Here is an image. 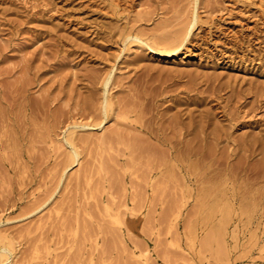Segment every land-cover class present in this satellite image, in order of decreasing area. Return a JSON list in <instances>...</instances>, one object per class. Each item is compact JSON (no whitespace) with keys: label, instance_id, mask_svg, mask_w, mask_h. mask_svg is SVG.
Returning <instances> with one entry per match:
<instances>
[{"label":"rangeland","instance_id":"374dc122","mask_svg":"<svg viewBox=\"0 0 264 264\" xmlns=\"http://www.w3.org/2000/svg\"><path fill=\"white\" fill-rule=\"evenodd\" d=\"M196 2L200 19L183 47L124 44L125 30L177 26ZM186 93L204 97L185 103L194 113L230 108L225 155L242 134L259 140L253 155L207 166L219 173L196 182L211 185L203 197L180 167L194 158L170 161L153 138L126 146L127 131L144 133L130 127L134 114L125 123L114 115L145 94L154 98L146 115L168 116ZM104 96L114 108L106 119L75 125L97 120ZM263 141L264 0H0V264H264V200L260 210L247 200L264 189Z\"/></svg>","mask_w":264,"mask_h":264},{"label":"bare ground","instance_id":"6f19581e","mask_svg":"<svg viewBox=\"0 0 264 264\" xmlns=\"http://www.w3.org/2000/svg\"><path fill=\"white\" fill-rule=\"evenodd\" d=\"M193 1V0H192ZM194 3V2H193ZM174 6V5H173ZM197 2H196V6L194 7L191 6V10L189 12L188 15H186L184 18H180V20L177 22V26H174V24L172 23V25L174 26H170L171 28L168 29H164L162 31H160L159 33H153L151 34V36H144L142 34V30L139 33V31H133L132 30H128L122 34L123 35V42L126 45L127 43H131V42H136V43H140V44H147L149 47L153 48V49H158L160 50V52H172L175 51L176 49L183 47L185 42L189 40V38L191 37L193 31L192 29L195 27V25L197 24L198 20L200 19V15L199 12L197 10ZM178 11V10H177ZM185 11V9H184ZM187 11V10H186ZM181 12V11H180ZM181 14V13H180ZM178 15V14H177ZM176 16V15H175ZM179 19V18H178ZM173 20V19H172ZM170 22V20H169ZM165 24V23H164ZM163 24V25H164ZM162 25V27H164ZM176 25V24H175ZM157 27V26H156ZM130 28V27H129ZM155 29V28H154ZM146 34L147 31H146ZM127 46V45H126ZM125 46V47H126ZM104 85L106 83H108V77H106V79H104L103 81ZM106 88V87H105ZM144 93V92H143ZM193 94V93H192ZM192 94L190 93H186V95L183 98H172V103L177 105V109L170 115L165 116L164 113L160 114V115H156L155 112V116H148L146 115L149 110L151 109V106L153 105H149L148 101L149 100H153L154 98H149V95L146 96L144 94V96H138L137 94H135V98L134 102L132 103L133 107L130 109L125 110L124 114L122 113L121 110H118L117 112L114 111V115L115 116H120L124 119V123L125 121L128 120V118H130V115L134 114L135 118L132 117V119L128 120V122H130V127L132 126L134 129L137 128L138 126V130L144 133V134H132L127 131L125 134L126 135L125 138L129 143L126 144V146L128 145H134L137 146V148H140V150L144 147V145H142L141 143H139L140 141L143 140L147 141L148 143H150V139L153 138L155 140H157L158 142H160L161 144H164L166 146V152L165 154L168 157V160H187L188 159H192L193 158L196 160V162H192L191 164L187 163H183L180 164L182 170L187 174L186 176V180L190 181L191 183H196V182H203L205 183L206 180H211L213 177H215L219 172L216 170V168H212L209 169L211 163L218 161V163H220L221 159H225L230 153L233 154L235 153V151H240V156L239 157H243V158H247L249 155H251L252 153H255V149L257 147L256 143L258 140L256 135H253L252 138H249V140L245 139V137L247 136V134H242L240 136H242V138H240V140H236L237 141V146L235 145V147H232L231 150L228 152V154L225 155V149L224 148H220V142L224 139L228 140V134H227V129L228 127H231L233 124H235L234 122V116L233 114L229 111L226 110L225 108L222 109V114H218L217 111H215V109H212V105H209L207 107H200L198 109V112L194 113L195 108H186V104L190 103V102H194L196 104H200L203 102L204 97H195L192 96ZM229 95V94H228ZM152 96V95H151ZM154 96V95H153ZM214 97V96H213ZM215 97H217V95H215ZM219 97H221V95H219ZM212 98V97H211ZM233 98V97H232ZM132 100V99H131ZM243 100V99H242ZM111 99L108 96H104L103 97V113L98 117L97 120H95L94 122H81V123H77L75 125L77 126H83V125H100L105 119H106V110L109 109L111 106ZM155 101V100H154ZM238 101V99H237ZM153 102V101H152ZM206 102V101H205ZM113 103V102H112ZM186 103V104H185ZM214 103V102H213ZM148 104V105H147ZM185 104V105H184ZM241 104V103H240ZM102 105V104H101ZM131 105V106H132ZM156 106V105H155ZM181 106V107H180ZM198 106V105H197ZM216 107V106H215ZM236 107V106H235ZM239 107V106H238ZM237 107V108H238ZM112 109H114L112 107ZM240 109V108H239ZM116 110V109H115ZM156 110L157 107H156ZM218 110V109H216ZM220 110V109H219ZM244 110V109H243ZM113 111V110H112ZM153 111V110H152ZM155 111V110H154ZM235 111V110H234ZM241 111V110H240ZM158 112V111H157ZM187 112V119H184L186 116H183L184 113ZM235 113V112H234ZM238 113V111H237ZM236 113V114H237ZM245 113V112H244ZM235 115V114H234ZM113 116V115H111ZM237 117V116H236ZM97 118V117H96ZM95 118V119H96ZM120 118V119H122ZM155 118V119H154ZM242 119V118H241ZM119 120V118H118ZM123 122V121H122ZM237 122V121H236ZM239 123V122H238ZM236 123V124H238ZM156 124V125H154ZM129 127V128H130ZM133 129V130H134ZM136 129V130H137ZM231 130V129H230ZM74 132L75 129H69L65 135V139L66 141L70 144V146L72 147V150L69 151L68 157L70 158V160L74 161L76 159V156L78 155V152L76 150V148L74 147L76 144L75 142V136H74ZM112 132V131H111ZM134 132V131H133ZM136 132V131H135ZM249 132V131H248ZM252 132V131H251ZM108 133V132H107ZM107 133H102L100 134V139L101 140H105V139H110ZM245 133V131H244ZM260 134V133H259ZM84 135V134H82ZM112 135V133H111ZM119 137L121 134H119ZM116 136V135H115ZM115 136H111L115 137ZM117 137V136H116ZM117 137V139L119 138ZM251 137V136H250ZM262 137V135H261ZM84 139V136L82 137ZM81 138V139H82ZM90 138V137H89ZM99 138V137H98ZM97 138V139H98ZM64 139V140H65ZM110 139V140H111ZM115 139V138H114ZM121 139H123L121 137ZM87 140V139H86ZM99 140V139H98ZM109 140V141H110ZM106 141V140H105ZM104 141V142H105ZM118 141V140H117ZM122 141V140H121ZM125 140H123L124 142ZM134 141V142H133ZM235 141V140H233ZM239 141V143H238ZM83 142V141H80ZM146 142V143H147ZM231 142V141H230ZM108 143V142H107ZM264 143V141H263ZM124 144V143H122ZM141 144V145H140ZM223 144V143H222ZM150 145V144H149ZM225 145V144H224ZM229 145V144H228ZM264 145V144H263ZM98 146V145H97ZM102 146V145H101ZM104 146V145H103ZM141 146H143L141 148ZM74 147V148H73ZM130 147V146H128ZM133 147V146H131ZM146 148V146H145ZM260 150L262 151V153L264 152V146L259 147ZM104 149V148H103ZM135 149V148H132ZM148 149V148H146ZM144 149V150H146ZM139 150V149H138ZM154 150V149H153ZM106 151V150H105ZM129 151V150H128ZM137 151V150H136ZM135 151V152H136ZM143 151V150H142ZM233 151V152H231ZM102 152V151H101ZM139 152V151H138ZM148 152V151H147ZM137 153V152H136ZM141 153V151L139 152ZM142 154V153H141ZM163 155V154H162ZM160 155V156H162ZM253 155V154H252ZM263 155V154H262ZM231 156V155H229ZM233 156V155H232ZM104 159V158H103ZM133 160V159H132ZM166 160V158H165ZM261 160V159H260ZM167 161V160H166ZM165 161V162H166ZM224 161V160H222ZM103 162V161H102ZM200 162V163H199ZM226 162V161H225ZM242 162V160H241ZM69 163V161H68ZM171 163V162H170ZM169 163V164H170ZM175 163V161H174ZM168 164V165H169ZM172 164V163H171ZM170 164V165H171ZM173 165V164H172ZM215 165V164H214ZM235 165V164H234ZM242 165V164H241ZM264 165V164H262ZM212 166V165H211ZM227 166V165H226ZM173 167V166H171ZM170 167V168H171ZM175 167V165H174ZM215 167V166H212ZM217 167V166H216ZM239 167V165H238ZM255 167V166H254ZM261 167V166H260ZM178 168V167H177ZM219 168V166L217 167ZM243 168V166H242ZM172 169V168H171ZM179 169V168H178ZM257 169V168H256ZM260 169V168H259ZM264 170V167L261 168ZM173 170V169H172ZM175 170V168H174ZM173 170V171H174ZM214 170V171H213ZM220 170V169H219ZM227 170V169H226ZM235 170V169H234ZM177 171V169H176ZM174 171V172H176ZM213 171V173H212ZM221 171V170H220ZM257 171V170H256ZM256 171L254 172V177L257 174ZM226 172V171H225ZM232 172V171H231ZM236 172V171H235ZM252 173L251 171H248ZM247 172V173H248ZM258 172V171H257ZM168 173V172H167ZM181 175V173H179ZM259 174V173H258ZM168 175V174H167ZM176 175V174H175ZM179 175V176H180ZM264 175V174H263ZM160 176V175H159ZM169 176V175H168ZM172 176V175H171ZM171 176H169V178H171ZM221 176V175H220ZM245 176V175H244ZM247 176V174H246ZM251 176V175H250ZM253 176V173H252ZM249 177V176H248ZM259 177V176H258ZM168 178V177H167ZM168 178V179H169ZM228 178V177H227ZM261 179V175L259 177ZM155 179V178H154ZM215 179V178H214ZM219 179V178H218ZM231 179H233V177H231ZM164 180V179H163ZM172 180V178L170 179ZM182 180V177H181ZM217 180V179H216ZM222 180V179H220ZM247 180V179H246ZM259 180V179H258ZM264 180V179H263ZM174 181V180H173ZM234 181V179H233ZM257 181V180H256ZM255 181V182H256ZM210 182H215L213 180H211ZM226 182V181H225ZM251 183V181H249ZM254 182V181H253ZM167 183V182H166ZM198 183V184H199ZM192 184V185H193ZM197 184V183H196ZM195 184V185H196ZM197 184V193L200 195L198 196V194H196L198 197H203V194H206V189L209 185V187L211 186L210 184L207 185V187H205L204 185H202V183L198 186ZM234 184V183H233ZM249 184V183H247ZM175 185V184H174ZM183 185V184H182ZM206 185V184H205ZM214 184H212L213 187ZM217 185V184H216ZM243 185V184H241ZM251 185V184H250ZM254 186V184H253ZM181 187V185H180ZM183 187V186H182ZM191 187V186H190ZM196 187V186H195ZM194 187V188H195ZM215 187V186H214ZM228 187V186H227ZM239 187V186H238ZM249 187V186H248ZM258 187V186H257ZM192 188V187H191ZM234 188V187H233ZM231 190L232 192V198L236 195V189ZM251 188V187H250ZM249 188V189H250ZM188 189V188H187ZM209 189V188H208ZM228 189V188H227ZM248 189V188H247ZM244 190V188H243ZM253 190V189H252ZM250 189V191H252ZM208 191V190H207ZM229 191V190H228ZM245 192V191H244ZM183 193V192H182ZM188 193V192H187ZM196 193V192H195ZM222 193V192H221ZM226 193V192H225ZM252 193H254L252 196H250V198H247L252 200L249 201L252 205H254L256 208L259 205V207L261 208L262 206V200H264V189L262 188L261 190L259 189L258 193L256 191H253ZM256 193V194H255ZM248 194H249V190H248ZM184 195V194H183ZM195 195V196H196ZM220 195V194H219ZM225 195V194H224ZM196 196V197H197ZM222 196V194H221ZM228 195H225V198ZM244 195H240V197ZM181 197V195H180ZM221 198V197H220ZM185 199V197H184ZM196 199V198H195ZM198 199V198H197ZM201 199V198H200ZM200 199H198L197 201H199ZM230 199V197H229ZM235 199V197H234ZM245 199V198H244ZM181 200V198L179 199ZM202 200V199H201ZM200 200V202H201ZM221 200V199H220ZM183 201V200H182ZM181 201V202H182ZM186 201V199H185ZM185 201L184 204H185ZM210 199H209V203H210ZM243 201V200H242ZM241 201V202H242ZM164 202V201H163ZM180 203V201H178ZM203 202H207V201H202L201 203L203 204ZM219 202V201H218ZM247 202V203H248ZM177 203V202H176ZM178 203V204H179ZM196 203V202H195ZM208 203V204H209ZM164 204V203H163ZM212 204V203H211ZM243 204V203H242ZM181 205V204H179ZM233 205V204H232ZM261 205V206H260ZM198 208L199 206L196 205ZM249 206V205H248ZM192 207H194V205H192ZM205 207V206H204ZM208 207V206H207ZM254 207V208H255ZM259 207L257 209H259ZM264 208V207H263ZM194 209V208H193ZM206 209V208H205ZM210 209V208H209ZM252 209V208H251ZM256 209V210H257ZM202 210V209H201ZM238 210V209H237ZM260 210V209H259ZM264 210V209H263ZM229 211V210H228ZM222 212V211H221ZM223 213V212H222ZM232 213V212H231ZM260 213H263L260 212ZM264 215V214H263ZM246 216V215H245ZM211 217V216H210ZM228 217V216H227ZM226 216L222 215L220 217V222L223 221L226 222L227 218ZM241 217V216H240ZM239 217V218H240ZM261 217V216H260ZM242 218V217H241ZM239 220V219H238ZM229 221V220H228ZM222 223V222H221ZM226 225V223H224ZM229 224V223H228ZM257 226V225H256ZM223 228V227H222ZM255 229V228H254ZM221 230V229H220ZM223 230V229H222ZM264 230V229H263ZM210 231V228L208 230V232ZM238 232V231H237ZM263 232V231H262ZM207 233V232H206ZM1 234V233H0ZM208 234H212V232L208 233ZM214 234V233H213ZM212 234V235H213ZM237 234V233H236ZM258 234V233H257ZM7 235V234H6ZM211 235V236H212ZM219 236V235H217ZM6 237V236H5ZM210 237V236H209ZM211 238V237H210ZM251 238V237H250ZM0 239L2 240V236L0 237ZM208 239V238H207ZM257 239V238H256ZM10 240V239H9ZM206 240V239H204ZM217 240H219L217 238ZM207 241V240H206ZM5 242V241H4ZM8 242V241H7ZM256 242V241H255ZM264 242V241H263ZM261 245V244H260ZM259 245V246H260ZM258 247V246H257ZM261 248V247H260ZM261 250V249H260ZM259 251V250H258ZM8 252V248L3 246L0 250V255L4 256L7 255ZM9 255V254H8ZM7 258V257H6Z\"/></svg>","mask_w":264,"mask_h":264}]
</instances>
